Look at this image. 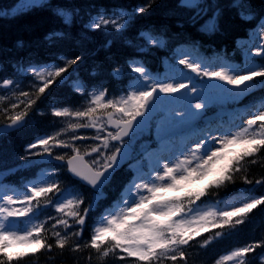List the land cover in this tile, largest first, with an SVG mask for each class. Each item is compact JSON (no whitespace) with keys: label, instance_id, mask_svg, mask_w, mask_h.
Here are the masks:
<instances>
[{"label":"snow or ice","instance_id":"6c2138e0","mask_svg":"<svg viewBox=\"0 0 264 264\" xmlns=\"http://www.w3.org/2000/svg\"><path fill=\"white\" fill-rule=\"evenodd\" d=\"M180 6L203 7L199 0H180ZM150 7L151 3L137 4L131 12L123 11L117 18H105L104 15H100L98 18H93L86 27L95 30L111 26L116 31H120L128 27L137 14L147 12ZM55 12L62 17L66 25L73 23L72 13L62 8L55 9ZM240 15L241 19L248 18L244 13ZM219 16L220 11L217 8L203 25L204 30L208 32L217 30ZM261 28H264V25H261ZM261 35L264 36V31ZM141 36L150 45L161 43L150 33L142 32ZM183 55L184 58L178 61L179 64L184 65L197 76L226 81L233 86L228 90L233 97L247 92L253 86L255 78H264V64L248 67L241 74V70L231 66V71L225 67L210 70L204 61L198 58L189 59L187 54ZM255 55L264 56V46L255 48ZM79 59V56L74 59H65L64 66H57L47 71L31 68L30 71L42 82V86L37 89L36 99H39V95L44 94L46 89L56 82V78L66 73L68 68ZM172 68L177 69L175 66ZM131 71L139 74L135 83L130 86L128 92L112 99H106L108 94L106 88L87 92L82 84L77 83L74 91L89 98L88 106L84 110L75 111L69 107H54L52 109L54 116L74 117L77 122L69 123L67 128L61 129L60 132L39 138L29 144V149H35L38 146L42 149L41 152L30 151L29 155H51L53 149L57 147L70 149L72 155L67 156V159L65 155L55 158L66 159L68 170L94 190L96 200L103 198V188L111 181L121 161L133 160L135 164H129V168L133 171L132 180L126 185L121 198L97 219L90 239L84 247L94 249L101 257L115 255L119 250L121 253L119 259L134 257L142 264H163L166 259L175 262L177 255L184 258L185 253L182 250L184 246L189 245V242L200 236L202 232L209 231L208 225L211 228L220 229L226 226L235 227L243 223V217L258 205L264 204V195H262L258 198H246L241 206H230V210L217 211L215 208L200 210L197 205V201L206 195L210 187L219 188L226 182H232L233 173L241 170L240 164L245 158L254 157L264 150V107L255 111L250 110V118L242 122L235 131L231 128L223 130L216 128L215 131L220 134L214 135L211 126L207 130H201L195 142L190 147L186 146L174 158L166 157L158 152L149 153L147 149L141 156L134 157L132 156L134 151L131 143L132 135L147 121L149 113L155 112L158 105L165 104L167 97H172V100H167V103H174L184 109L183 112H177L175 108L171 110L173 121L180 122L195 121L201 117L202 111L207 108L211 98L205 89H201L197 96H189V90L196 93L198 89L193 83V78L185 75L181 70L182 78L170 76L164 80L150 76L145 66L136 65L135 62L131 65ZM114 72L119 74L120 69H114ZM14 83L12 79H4L2 86L7 88ZM206 87H214V85ZM160 93L165 96H160ZM177 93L180 95L176 96ZM20 96L24 97L27 103L23 111L8 117L9 127L21 124L28 115V109L36 103V99H32L29 92H21ZM2 99L4 97L0 96V100ZM192 100L200 102L193 104ZM19 103H24V100H19ZM18 107L17 103L11 104L13 111ZM109 126L113 130L109 131ZM80 128H92L96 131V135L91 137L94 143L83 153L74 143L88 139L75 135V131ZM67 132L72 133L70 139H61L62 134ZM168 147L169 145H164L165 150ZM93 155L94 158L90 163L85 161L86 156L93 157ZM145 159L149 161L147 172L144 170ZM252 162L255 163V160ZM46 175L41 174L39 179L31 182V186L18 198L7 193L0 195V253L9 264L14 256L19 258L29 255L28 253L10 255L7 249L13 241L34 243L37 245V251L45 247L49 250L52 248L51 244H46L41 239L47 231L45 229L47 221L34 222L31 219L39 209L42 198L46 204L53 205L56 212L60 214L59 218L48 217L49 220H55V223L51 225V234L56 237L57 247L63 249L70 237L82 236L83 226L93 207V202L89 201L81 214V205L85 203L84 197L62 189L58 181L45 179ZM209 175L213 178L204 188L189 189L190 184ZM244 179L251 183L247 177ZM256 183L259 184L261 181ZM66 191L68 195H64ZM169 192L178 194L170 196ZM49 194H60V197L53 201ZM17 203H20L22 207H15ZM19 217H28L29 226L14 227L10 218ZM234 217L238 218L233 220ZM68 218H71L72 224L69 223ZM58 225L62 226L63 235L55 230ZM74 226H79V230L69 231ZM221 234V232L215 233L216 237ZM211 239L212 237H209L204 240L202 246H207ZM256 246L259 245L237 248L229 254L220 256L216 264H224L225 261H232L235 264L237 260L240 264H244L245 255L254 251ZM80 248L81 245L76 243L72 250L78 251ZM260 260L264 264V256L260 257ZM0 264H4V259H0Z\"/></svg>","mask_w":264,"mask_h":264},{"label":"trees","instance_id":"16d2710c","mask_svg":"<svg viewBox=\"0 0 264 264\" xmlns=\"http://www.w3.org/2000/svg\"><path fill=\"white\" fill-rule=\"evenodd\" d=\"M20 0H0V83L4 79H17L21 76L18 66L31 64H43L51 61L57 62L58 66H64L67 56L80 59L66 73L71 75L68 81L54 82L46 89L44 94L36 99L38 87L29 90L30 97L36 99V103L28 109L29 121L20 130L0 136V169L10 170V178L18 183L24 182L35 176L38 165L27 162L24 157L25 147L30 140L39 134H51L57 125L58 118L52 114V104L71 107H78L84 97L74 91L70 81L81 80L86 87L97 86L108 89L109 92H118L124 88L130 70L129 62L133 58L145 59L137 47L129 44L128 41L138 42L142 32H152L163 36L169 46L179 44L196 43L198 50L203 54H210L218 50L223 55H230L232 61L241 59L242 53L239 47V40L248 37L250 30L256 27L258 19L264 13V0H203L202 8L198 11V18H191V15L171 14L169 11L182 9L180 0H48L39 4H31L29 8L19 10L15 14L4 13ZM151 3V7L143 14H137L124 30V39H115L106 35L104 30L89 29L86 27L88 19L96 14L105 11L109 13L118 8H134L137 4ZM68 10L73 15V23L66 25L62 17L58 16L55 9ZM219 9V27L213 32L205 31L204 20L210 17L213 11ZM251 8L254 16L251 19H241V13ZM190 13V12H189ZM203 17V18H202ZM201 18V19H200ZM226 49L227 52L224 50ZM165 50L154 49L151 54L153 61L150 65L155 66L161 62ZM216 52V51H214ZM144 61L147 62V59ZM264 64V57L261 58ZM159 65L161 63H158ZM114 69L122 70V74L114 72ZM256 89L254 94H264V78H256ZM3 91H0V96ZM23 100V99H22ZM27 100L19 103V107L12 110V101L0 100V123L8 120V117L16 112L23 111ZM226 104L214 102L209 104L204 113L219 112L226 108ZM8 111L5 112L4 110ZM77 146V144H76ZM83 148L82 145L78 146ZM71 150L65 153L67 156ZM255 160V163L252 161ZM64 162V160H62ZM241 170L233 173L232 182L217 188L210 187L204 197H201L197 204L208 203L219 198H225L240 191L247 190L258 195H264V150L254 157L245 158L240 164ZM33 175V176H32ZM32 176V177H31ZM244 177H247L248 183ZM212 175L209 178L212 179ZM256 181H261L257 184ZM60 186L64 179L58 181ZM209 182V181H208ZM208 184V183H207ZM126 185L124 179L120 180V188ZM204 188V186H203ZM199 189V188H196ZM119 192L110 196L115 199ZM112 201L101 202L102 210L110 205ZM81 205V214L82 213ZM46 212H39V215ZM47 216L39 221H47V230L41 239L46 244H51L37 251V246L32 252L26 250L7 249L12 255L16 253H28L23 257H13L10 264H142L134 257L119 259L121 255L117 250L116 254H109L101 257L92 248H85L84 244L89 241L93 227L99 218L98 208L90 210L86 223L83 226L82 236L70 237L68 244L61 249L56 246V237L52 236L51 225L55 220L48 217L59 218V213H46ZM238 217H234L233 220ZM57 226L56 231L64 234V230ZM202 232L183 247L184 258L177 255L175 262L166 259L163 264H216L218 257L230 247L235 245H259L254 251L247 253L244 264H262L260 257L264 254V204L258 205L245 217L243 223L235 227L211 228ZM73 229L71 232L78 231ZM221 232L216 237L215 233ZM212 237L207 246H202L203 241ZM81 245L80 250L73 251L74 244ZM4 264H9L3 254ZM225 264V262H224ZM240 264V263H239Z\"/></svg>","mask_w":264,"mask_h":264},{"label":"rangeland","instance_id":"374dc122","mask_svg":"<svg viewBox=\"0 0 264 264\" xmlns=\"http://www.w3.org/2000/svg\"><path fill=\"white\" fill-rule=\"evenodd\" d=\"M26 2H27V0H25L20 6H18V7L16 6L13 9L16 10L18 8L24 7L26 5ZM122 12H123V10H121L118 13H114V15L110 16L109 18H117L118 16L121 15ZM169 13L187 15V12H185L184 10H179V11H173L172 10V11H169ZM261 25H264V19L261 20L259 28L252 33L251 39L247 42V46L245 47V52H244L245 62L243 64V66L240 67V69H238V70H241V74H243V70H245L246 68L254 67L257 65V59L255 58L256 57L255 48L264 45V36L261 35V32L264 31V28H261ZM107 29L113 33L121 32L123 30L122 29L120 31H116L111 26H108ZM159 41H161V40H159ZM159 45H163V42L161 41V43ZM183 54H187L189 59L196 58L195 55L192 53L191 48L186 47V46L179 47L172 54L174 61H172L171 58L166 59L164 66H163V70L160 74H152V73L148 72L149 75L154 77V78H159L161 80H164L166 77H170V76H175L176 78H182V73L180 72V70H181L185 75L192 77L193 73L191 72V70L186 69L184 67V65H181L178 63V61L180 59L184 58ZM135 64L141 65V63H135ZM205 64L209 67L210 70H219L220 67H225L231 71V67H233L232 64H230L229 62H227L224 59H217L215 61H206ZM173 66H175L177 69H173L172 68ZM52 68H53V64H49V65L39 66L36 69L37 70L43 69V70L47 71V70H50ZM138 75L139 74H137L136 78L138 77ZM194 77H195V80L193 81V83L196 85L198 91L196 93H192L189 90L188 91L189 96L199 95V92L201 89H205V91L208 93L210 98L219 99V100H234L237 102L238 98L245 96L246 98L245 97L242 98V101L244 100V102H243L244 104L238 105L240 108H243L244 111L241 113L240 116H238V113L235 111L231 112L229 115V119L232 123H230L228 125L225 124V121L224 122L220 121L218 115L213 114V115L208 117V120H210L211 123L209 125H206V127H204L203 129H199V127H194L192 129H188V131L184 132L182 135H177L176 132H177L179 124L184 125V124L191 123L192 121H189V122H180L178 120L173 121V119L171 117V110L173 108H175V110L177 112H183L184 109L182 107H178L174 103H167L168 101L172 100V97H167L166 101H164L165 104H161V106H160L161 115L156 120V123H155L156 128H155L153 133L158 138L162 139V137H164V139H166L165 142L163 143V145L160 146L159 148H160V151L162 150L161 153L164 156L169 157V158H174L175 156H178L180 151L184 150L186 146L190 147L191 144H193L195 142L196 138L200 135L201 130H207L208 127L211 126L213 128L212 134H214V135L220 134L219 132L215 131L216 128H220L221 130H223L224 128H231L233 131H235V130H237V126H240L242 124V122L246 121L247 118H250L249 117L250 110L255 111L257 109L264 107V98L263 97H258V96H251L249 98L247 97V95L251 89H249L247 92L243 93L242 95H240L238 97H233L228 92V90L232 89L233 86L227 84L226 81L217 80L215 78H212L210 80L208 77L197 76V75H194ZM136 78L131 82L130 86L135 83ZM172 82H176V81H172ZM184 82H186V81H184ZM209 85H214V87H206ZM130 86L128 87V91L130 90ZM190 87H191V85H190ZM93 90L99 91L100 89H93ZM125 93L126 92H123L120 95H123ZM120 95L115 96V97H119ZM175 95L179 96L180 93H177ZM112 98H114V97H110L107 99H112ZM197 102H200V101L192 100L193 104H195ZM238 102H240V100H238ZM87 106H88V101H87ZM70 121L71 122H77L76 118H74V117H71ZM86 129H88V128H86ZM87 134L89 135V133H87ZM95 135H96V133H95ZM138 138L140 140L137 141L136 145H137V147H139L141 152L144 153L145 149H147L149 151V153L158 151V150H156V151L149 150V147L146 143V140H143L142 134H140ZM165 144L169 145V147L166 150L164 148ZM144 170L146 172L148 171V169H144ZM205 178L206 177H204L201 180H197V181L203 182ZM6 193L13 195L14 198H18L21 195L20 193H17L16 191H12V190H7ZM175 194H178V193H176V192H169L168 193V195H170V196L175 195ZM245 199L246 198L242 197V196L235 197V198L232 197V198L225 201L224 206H223V210H230V206L239 207V206H241V203ZM14 206L17 208L22 207V205L20 203H17ZM209 208H211V206H207V207H203V208H199V209L200 210H207ZM10 220L13 221V226L16 227L17 224L15 223V218H10ZM13 244L18 245V242L13 241ZM237 248H240V247H235V248L231 249L230 251L226 252V254H229L231 251H233ZM229 264H233V262L229 261Z\"/></svg>","mask_w":264,"mask_h":264},{"label":"water","instance_id":"95a60500","mask_svg":"<svg viewBox=\"0 0 264 264\" xmlns=\"http://www.w3.org/2000/svg\"><path fill=\"white\" fill-rule=\"evenodd\" d=\"M155 111H156V110H155ZM154 113H155V112H151V113L148 114V119H147V121H146V122H145L140 128H142V127H147V126L149 125L150 118L153 116ZM22 123H23V122H22ZM22 123H21V124H22ZM9 124H10V123L5 124V125H3V126H0V133L3 132V131L12 130V129H14V128H16V127H18V126L21 125V124H19V125H17V126L9 127V126H8ZM86 162H87V161H86ZM123 162H125V160L121 161L120 164H122Z\"/></svg>","mask_w":264,"mask_h":264}]
</instances>
